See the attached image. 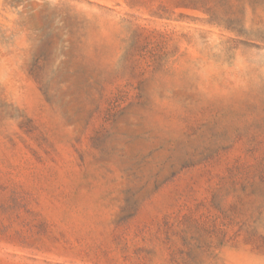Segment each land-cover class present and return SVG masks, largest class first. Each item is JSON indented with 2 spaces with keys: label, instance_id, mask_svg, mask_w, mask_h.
Returning <instances> with one entry per match:
<instances>
[{
  "label": "rangeland",
  "instance_id": "374dc122",
  "mask_svg": "<svg viewBox=\"0 0 264 264\" xmlns=\"http://www.w3.org/2000/svg\"><path fill=\"white\" fill-rule=\"evenodd\" d=\"M0 264H264V0H0Z\"/></svg>",
  "mask_w": 264,
  "mask_h": 264
}]
</instances>
